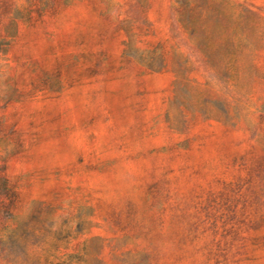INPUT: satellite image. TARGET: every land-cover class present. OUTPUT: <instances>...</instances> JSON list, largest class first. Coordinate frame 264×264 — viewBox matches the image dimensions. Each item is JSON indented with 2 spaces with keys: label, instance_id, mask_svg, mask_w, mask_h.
<instances>
[{
  "label": "rangeland",
  "instance_id": "rangeland-1",
  "mask_svg": "<svg viewBox=\"0 0 264 264\" xmlns=\"http://www.w3.org/2000/svg\"><path fill=\"white\" fill-rule=\"evenodd\" d=\"M0 264H264V0H0Z\"/></svg>",
  "mask_w": 264,
  "mask_h": 264
}]
</instances>
